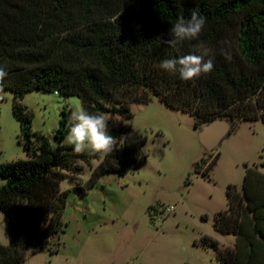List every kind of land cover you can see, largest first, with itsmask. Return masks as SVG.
<instances>
[{"label":"trees","instance_id":"16d2710c","mask_svg":"<svg viewBox=\"0 0 264 264\" xmlns=\"http://www.w3.org/2000/svg\"><path fill=\"white\" fill-rule=\"evenodd\" d=\"M195 10L206 18L197 40L176 46L170 39L176 20ZM213 70L182 81L158 65L164 59L199 54ZM0 67L7 72L0 91L14 94L13 113L20 124L19 141L29 158L0 163V211L8 225L9 243H0V264H26L29 252L59 251L69 190L78 160L90 163L100 153L73 151L64 142L72 125L66 109L54 131L57 143L32 128L34 114L21 102L32 90L77 95L93 114L134 115V102L156 98L189 112L195 127L219 118L231 121L229 133L243 121L264 122V0H0ZM114 149L106 153L85 185L86 193L108 172L138 167L148 136L139 129H109ZM35 137L39 144L35 145ZM122 147L121 151L117 148ZM210 161L208 175L220 157ZM264 173L246 165L242 188L228 184V207L216 213L214 228L236 237L233 246L204 236L219 264H264ZM58 241L52 243V238Z\"/></svg>","mask_w":264,"mask_h":264},{"label":"rangeland","instance_id":"374dc122","mask_svg":"<svg viewBox=\"0 0 264 264\" xmlns=\"http://www.w3.org/2000/svg\"><path fill=\"white\" fill-rule=\"evenodd\" d=\"M13 99L12 91H0V163L30 157L19 141ZM21 102L34 114L33 130L49 137L53 146L61 111L66 109L72 120V113L82 107L79 96L55 91L32 90ZM132 111L130 118L104 115L110 119L109 129L134 128L148 136L139 166L104 174L86 193L76 184L89 182L106 153L90 163L79 159L69 171L62 169L69 178L62 180L61 189L69 193L61 246L55 254L29 252L26 264H219L215 248L204 244L203 237L211 236L221 246L234 245L235 235L215 230V216L228 207V184L242 188L246 165L264 173V122L243 121L217 148L206 151L189 112L156 98L134 102ZM219 119L231 127L228 118ZM34 139L38 145L39 138ZM64 142L70 144L67 136ZM219 151L213 169L202 175ZM4 182L0 178V185ZM57 241L52 238V243ZM0 243H9L1 211Z\"/></svg>","mask_w":264,"mask_h":264},{"label":"clouds","instance_id":"9594fccd","mask_svg":"<svg viewBox=\"0 0 264 264\" xmlns=\"http://www.w3.org/2000/svg\"><path fill=\"white\" fill-rule=\"evenodd\" d=\"M206 26V18L195 10L189 18L180 16L169 30L170 39L158 38L159 43L176 46L185 41L197 40ZM209 56V49L201 45L199 54H188L177 58L164 59L158 67L170 75L178 76L182 81H191L213 70V60ZM7 72L0 67V84ZM72 125L67 135L68 142L73 146V151L82 153L86 150L90 154L109 153L114 149V137L109 130V120L105 115L89 112L84 108H77L72 113Z\"/></svg>","mask_w":264,"mask_h":264},{"label":"water","instance_id":"95a60500","mask_svg":"<svg viewBox=\"0 0 264 264\" xmlns=\"http://www.w3.org/2000/svg\"><path fill=\"white\" fill-rule=\"evenodd\" d=\"M229 130L227 121L215 119L201 129L200 140L207 149H213L220 144L221 139L229 133Z\"/></svg>","mask_w":264,"mask_h":264},{"label":"crops","instance_id":"0c3cea01","mask_svg":"<svg viewBox=\"0 0 264 264\" xmlns=\"http://www.w3.org/2000/svg\"><path fill=\"white\" fill-rule=\"evenodd\" d=\"M55 92H57V91H55ZM57 93H59V92H57ZM229 128H230V125H229ZM201 129H202V127H201V128L199 127V130H200V131H201ZM230 134H231V133L226 134L222 139H224L226 136H228V135H230ZM222 139H221V141H222ZM221 141H220V142H221ZM215 148H217V146H216ZM205 149H206V151L209 150V149H207L206 147H205ZM262 166H263V165H262ZM222 234H223V233H222ZM235 238H236V237H235ZM235 240H236V239H235Z\"/></svg>","mask_w":264,"mask_h":264},{"label":"built area","instance_id":"2783aa9c","mask_svg":"<svg viewBox=\"0 0 264 264\" xmlns=\"http://www.w3.org/2000/svg\"><path fill=\"white\" fill-rule=\"evenodd\" d=\"M173 208V207H172Z\"/></svg>","mask_w":264,"mask_h":264}]
</instances>
